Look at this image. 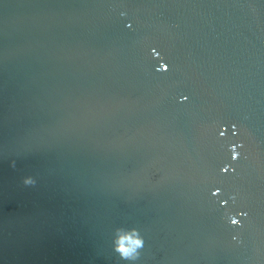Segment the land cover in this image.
<instances>
[{
	"label": "water",
	"instance_id": "obj_1",
	"mask_svg": "<svg viewBox=\"0 0 264 264\" xmlns=\"http://www.w3.org/2000/svg\"><path fill=\"white\" fill-rule=\"evenodd\" d=\"M0 264H264V0H0Z\"/></svg>",
	"mask_w": 264,
	"mask_h": 264
},
{
	"label": "clouds",
	"instance_id": "obj_2",
	"mask_svg": "<svg viewBox=\"0 0 264 264\" xmlns=\"http://www.w3.org/2000/svg\"><path fill=\"white\" fill-rule=\"evenodd\" d=\"M167 69H168L167 65L159 66V68H158V70H164V71H166ZM221 127H223V126H221ZM220 135L223 136L224 132L221 131ZM235 149H236V145L230 146V150L232 152V159L233 160L238 159L240 156L239 151H237ZM13 166H14V163H13ZM222 171H223V169H222ZM24 184L25 185H34L35 180L32 178H26L24 180ZM215 191L213 192V194H215ZM229 222L232 224H237L239 221L236 218V215H232ZM132 231L135 232L136 230L133 229ZM143 245H144V241L138 235L133 237V236H130L126 233H123L118 238L117 245H116V251H118L120 253L121 257L128 259V258L132 257V253L135 251L136 248L143 247Z\"/></svg>",
	"mask_w": 264,
	"mask_h": 264
}]
</instances>
